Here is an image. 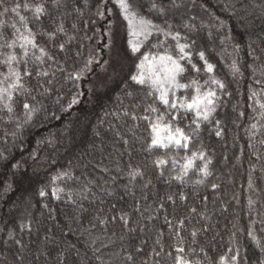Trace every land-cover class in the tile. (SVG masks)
Instances as JSON below:
<instances>
[{"label": "trees", "instance_id": "1", "mask_svg": "<svg viewBox=\"0 0 264 264\" xmlns=\"http://www.w3.org/2000/svg\"><path fill=\"white\" fill-rule=\"evenodd\" d=\"M28 2L36 3L37 0ZM179 2L180 8L169 6L166 17L153 18L157 23L167 19L175 30L195 40L193 62L202 67L203 62L199 61L196 52L201 48L205 50L210 62L216 65L215 74L233 93L231 98L223 97L227 107L218 110L217 118L223 120L224 134L217 137L216 126L206 124L195 137L203 142L206 155L212 158L209 166L212 175L200 185L169 182V164L165 175L159 176L160 170L155 164L157 157L167 159L182 156L184 152L146 150L150 125L142 117L153 115L146 107L153 100L140 90L142 86L135 85L129 78L137 61L127 48V33L115 6L111 3L105 6V15L106 8L112 7L114 16L109 18L116 21L115 45L109 51L103 46L107 20L96 15L101 0H87V3L85 0H68L67 8L59 10L53 9L48 0L51 15L43 17L40 23L33 21V30L42 24L44 30L54 31L62 22L66 34L57 33L55 41H49L45 36L37 38L55 56V62L28 65L33 76L26 78L25 84L39 102V111L25 122L18 105L20 128L16 127L17 121L9 123L7 116L0 113L4 117L0 119V264H153L158 258L152 249L160 250L156 244L158 238L165 251L172 250L169 245L173 243L174 235L164 220L165 215L173 223L180 217L190 216L185 221V230L181 231L184 236L192 227L207 228L197 239L206 249L210 248L213 260L227 252L233 239H238L242 252L247 253L248 260L242 264H256L258 257L264 259L259 246L246 235L249 219H260L255 211L249 215L248 197L251 195L254 200L264 201V181L256 180L258 196L247 187L250 165L259 167L264 163L257 162L251 155L252 149L248 147L244 132L249 123L247 96L252 75L250 69L245 68L244 79L238 85L227 67L236 55L233 44L240 45L242 63L252 62L248 44L264 37V20L259 18V10L256 16L242 19L246 13L237 11L233 14L224 7L228 0ZM144 3L147 5L148 0ZM163 3L169 5V0H163ZM244 3L251 5L252 0H244ZM5 4L11 6L13 0H5ZM143 10L148 15L147 8ZM22 14L32 15L28 11H22ZM215 17L225 21L226 26L218 27L219 21ZM185 24L194 25V30L189 31ZM160 39L164 38L161 36ZM168 42L173 43L170 39ZM61 43L65 45L63 50L58 47ZM260 47H264V43L259 46L253 43L255 54L264 60ZM90 54L99 63L94 62L91 71H86L80 80L68 79L67 73L83 68ZM188 67L186 77L195 76ZM61 68L66 71H59ZM43 70L55 72V76L36 75ZM0 71H6V68L0 65ZM199 78L203 83L206 78L203 71ZM45 88H51V93L42 95ZM128 92L133 95H127ZM73 97L79 102L68 109ZM28 99L33 102L30 96ZM237 101L241 102L237 112H245L243 118L232 111ZM125 140L128 143H124ZM197 164L202 161L197 160ZM133 169H140L144 175L133 179L129 175ZM66 172L72 173V178L62 175ZM254 176L259 177L260 173L256 172ZM190 177L191 181L199 178L193 173ZM149 179L152 183L145 186ZM212 184L219 187L213 189ZM9 185L11 187L6 191ZM58 188H64V192L57 193L61 197L59 200L53 195L54 189ZM41 190L45 195H40ZM181 193L188 197L186 201L180 199ZM167 195H172L175 203L167 200ZM160 203L164 204L163 209L159 208ZM192 207L197 208V213H189ZM255 207L264 212L260 203ZM134 208H139L143 216ZM123 213L130 216L127 225L119 220ZM201 213L210 219H204ZM114 216L117 219L113 220ZM233 224L244 231L236 232ZM159 231L164 235L159 236ZM233 232H236L235 238ZM10 233L15 239L9 238ZM194 247L199 251V245ZM129 254L132 260H128Z\"/></svg>", "mask_w": 264, "mask_h": 264}, {"label": "snow or ice", "instance_id": "2", "mask_svg": "<svg viewBox=\"0 0 264 264\" xmlns=\"http://www.w3.org/2000/svg\"><path fill=\"white\" fill-rule=\"evenodd\" d=\"M85 3H87V0H85ZM109 3L117 9V14L120 16L122 26L127 33V48L137 61L133 65L134 71L130 73L129 78L135 85L142 86L140 90L153 100V103L146 106L147 111L153 115L142 117L150 125V140L146 150L151 152L162 149L166 153L168 150L175 149L178 152H184L182 156H170L167 159L157 157L155 164L160 170L159 176L163 177L166 166L171 164V171L168 173L169 182L175 180L181 185L189 182L196 185L204 184L208 177L212 175L209 167L212 164V158L206 155L203 142L196 140L195 137L199 135L201 127L206 124L216 126L215 135L217 137L224 134L223 120L217 118L218 110L221 107H227V102L223 100V97L231 98L233 93L228 91V84L215 74L216 65L210 62L205 50L201 48L196 52L199 61L203 62L202 67L193 62L192 49L196 44L195 40L183 35L181 31L175 30L167 19H163L162 23H157L156 19L153 18L154 16L166 17L169 6L180 8L182 4L179 0H169V5H165L163 0H148L147 5H145L144 0H101V3L97 6L96 15L102 20H107V32L105 33L103 46L111 51L115 45L116 21L109 18L114 16L112 7L106 8L107 15H105V6ZM238 4L240 5L239 9H237ZM67 6L68 0H51L53 9L59 10L60 8H67ZM201 6L205 7V5ZM145 7L148 15H145L143 10ZM224 7L232 11L233 14L237 11H243L246 16L241 17L242 19L247 16H256L257 10H259V18L264 20V0H260V2L252 0L251 5L244 3V0H228ZM22 11L31 12V17L23 15ZM75 11L81 15L83 14L79 8H75ZM50 15L48 0H37L36 3H29L28 0H13L11 6H6L5 0H0V57L3 58L0 59V65L6 68V71H0V113L7 116L9 123L17 121V128L22 127L18 122V105L23 111L25 122L31 120L39 111V102L36 101L35 96H31L32 89L25 84L26 78L33 76V70L28 65L30 63L43 65L49 61L55 62V56L46 46L41 45L37 38L45 36L49 41H55L57 33L66 34L62 22L56 26L54 31L44 30L42 24L40 28L33 30L31 26L33 21L40 23L43 17H49ZM193 19L195 18L193 17ZM215 19L219 21L218 27L223 28L226 26L225 21L220 20L219 17H215ZM184 27L189 31L195 28L194 25L190 24H185ZM161 36L164 38L163 40L160 39ZM209 36H211V33H209ZM169 39L173 43L169 44ZM226 39L230 40L231 37H226ZM253 43L259 46L260 43H264V37L248 44V48L251 49L249 55L252 62L250 64L242 63L239 57L240 45L233 44V52L236 55L227 67L229 74L233 80L237 81L238 85L239 81L244 79V69L248 68L251 71L252 83L248 86L247 96V100L250 101L247 104L250 109L248 113L249 123L244 132L248 138V147L252 149L251 155L256 158L257 162H261L264 161V151H261V148H264V60H261V56L255 54L256 49L253 48ZM58 47L63 50L65 45L61 43ZM142 48L144 49L143 52L141 51ZM160 49L163 51H160ZM259 51L264 54V47H260ZM173 52H175V55ZM76 55L79 56L80 53L77 52ZM181 61L185 63H181ZM94 62L99 63V60L90 54L83 68L67 73L68 79L80 80L86 71H91V65ZM188 66L195 73V76L186 77L185 74L189 71ZM59 71L65 72L66 69L61 68ZM202 71L206 76L203 83L199 78ZM36 75L49 77L50 75L55 76V72L49 73V71L43 70L37 72ZM40 86L43 87V85ZM51 91V88H45L42 95L50 94ZM177 93H181V95H177ZM126 94L133 95L131 92ZM29 96L33 102H29ZM78 102V99L73 97L68 109ZM157 104L161 105L162 108ZM240 106L241 102L237 101L232 106V111L239 118H243L245 112L243 110L237 112V108ZM52 115L55 117V113ZM3 118V116H0V119ZM133 119H136V117L133 116ZM124 143H128V141L125 140ZM196 144H199L198 148L195 147ZM190 145H192L191 148ZM257 145L260 147H257ZM241 154H243V147L241 148ZM197 160L202 161V164L198 165ZM256 172L260 173L259 177L254 176ZM190 173L198 175L199 178L191 181ZM62 175L72 178L70 172ZM129 175L135 179L137 176H143L144 173L140 169H133L129 172ZM257 179L264 181V163H261L259 167L256 164H251L248 173L247 187L258 196ZM151 183L152 181L149 179L145 186ZM10 187L9 185L5 190L7 191ZM218 187V184H212L213 189ZM58 192H64V188L54 189L53 195L57 200L61 198L57 194ZM40 195H45V192L41 190ZM166 198L173 201L172 195H167ZM180 199L186 201L188 197L181 193ZM203 199L206 200L207 197ZM247 203L249 215L251 216V213L255 211L260 219L258 221L249 219L246 235L256 242L260 252L264 254V243H261V240H264V212L255 207L260 203L261 207L264 208V201H260L259 198L254 200L250 195ZM159 208L163 209L164 204L160 203ZM133 210L140 213L139 208ZM189 213H197V208H190ZM140 214L143 216V213ZM201 215L203 216V213ZM203 218L210 219L207 216H203ZM112 219L115 220L117 217L114 216ZM129 219L128 213L119 216V220L123 221L125 225L128 224ZM148 219H151V217H148ZM188 219H190V216L186 215L178 218L173 223L165 215L164 220L174 235V241L169 245L172 250L165 251L164 245L158 238L156 244L160 246V250L152 249L154 256L158 258L154 260L153 264H162V262L163 264H169V262L170 264H242V262H247V253L246 251L242 252L238 239L231 241L232 246L227 249L224 255H220L218 260H213V257L209 254L210 248L206 249L197 239L201 232L207 231V228L204 226L201 228L192 227L187 230V236L181 235V231L185 230L186 227L185 221ZM23 227L24 225H21V228ZM233 228L236 229V232L244 231L236 224H233ZM236 232H233L234 238ZM158 235L163 236V231H159ZM9 238L15 239L11 233ZM16 243L23 248L19 240H16ZM185 244H187V248ZM194 245H199V251ZM137 251H143V249H137ZM200 253L203 255L201 256ZM228 253H231V255L229 256ZM127 258L128 260L133 259L131 254ZM256 264H264V259L258 257Z\"/></svg>", "mask_w": 264, "mask_h": 264}, {"label": "rangeland", "instance_id": "3", "mask_svg": "<svg viewBox=\"0 0 264 264\" xmlns=\"http://www.w3.org/2000/svg\"><path fill=\"white\" fill-rule=\"evenodd\" d=\"M108 66V65H107Z\"/></svg>", "mask_w": 264, "mask_h": 264}]
</instances>
